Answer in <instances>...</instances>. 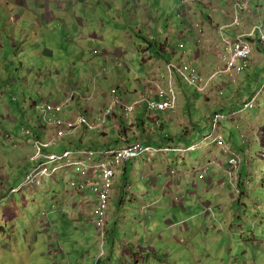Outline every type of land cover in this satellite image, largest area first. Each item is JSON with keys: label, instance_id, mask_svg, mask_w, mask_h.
I'll list each match as a JSON object with an SVG mask.
<instances>
[{"label": "crops", "instance_id": "1", "mask_svg": "<svg viewBox=\"0 0 264 264\" xmlns=\"http://www.w3.org/2000/svg\"><path fill=\"white\" fill-rule=\"evenodd\" d=\"M112 1L114 5L104 1L103 5L97 6L88 4L86 0L62 1L55 8L58 16L39 13L38 7L29 9L22 6V9L32 15L31 23L36 29L44 23L51 22L67 29L68 24L71 23L72 34L77 38L72 42V60L75 59L80 68L76 76L72 75L73 82H68L70 76L67 71L55 88L58 103L56 105L62 107L61 119L71 120L78 115H84L89 121L98 120L109 104L114 90L123 101L128 103L141 97L159 101L157 89L168 92L170 87L166 68L172 63L167 51L169 35L178 34L179 40L187 35L190 36L188 41L194 46L193 51L179 55L174 48L172 59H176L178 63L182 58V62H187L186 64L196 75L198 74V77L208 78L224 64L225 38H239L250 33L254 28H261L264 32V0H249V8L242 12L235 9V5L247 0H199L195 3L189 2L186 7H182V0ZM175 14L180 19V25L170 23ZM104 18H108L112 24L106 27ZM236 18L238 24H234ZM95 29H99L102 34L93 32ZM103 32L106 33L108 40L104 39ZM58 40L61 41L59 38ZM138 40L148 43L151 51L149 58L145 55L149 48H138L136 43ZM251 42L253 55L249 68L236 82L231 81L234 89H228L230 93H226L225 88L231 83L225 85L216 81L211 82L208 93L203 96V103L198 99V92L194 93L195 112L187 105L189 93L184 88V83H178L182 80L174 76L171 84L177 99L175 112L151 116L146 112L145 107L140 105L130 116L125 117L118 109L101 132L82 129L58 140L57 131L53 127L29 122L33 128L23 126L20 135L14 132L16 130L14 128L24 120L18 121L15 117L6 114L3 118L9 123L10 129L14 130L10 134V145H8L12 146L13 153L11 160L4 162V165H1L2 158H0V172L4 169L22 167L19 172H24V177L33 166H36V162L33 161L34 140L43 142L55 140L54 146L60 147V154L65 151L107 150L136 142L168 150L154 155L150 161L147 157H141L119 167L115 177V191L110 202L114 205L109 215L106 237L111 238L117 233L118 224L115 219L126 214L117 212L116 209L120 210L128 203L138 205L137 212L129 216L132 218L146 216L147 223L155 233L154 244L151 247L142 251L129 246L132 253L148 252L155 255L157 242L164 243L162 241L164 232H171L172 236V241L165 244L171 246L175 243L195 254L188 260L194 264H201V257L196 254L198 241L201 242L204 252L209 253L212 248L208 247V244H215L219 248L223 243L224 235L229 236L228 251H232L235 246L237 252H246L242 242L234 237L237 235L248 237L249 241L257 240L255 249L264 252V231L253 227L264 214V203L260 201L256 203L254 200L257 198L258 201L259 195L255 193L264 186V98L261 97L264 93L258 98L252 111L244 112L237 122L230 121L224 126L225 131L230 133V142H228L230 148L242 159L236 181L237 190L229 181L225 186L222 184L226 179V161L223 163V157L217 148L210 143H201L208 135L207 129L210 131L213 114L239 109L264 84V43L259 41L258 35ZM152 47L155 48V54L152 52ZM56 53L57 51L51 53L44 50V54H52L51 57ZM80 53H85V56L77 58ZM86 56L89 58L86 59ZM58 63H62V57ZM124 72L134 74L136 83L130 89L125 88L127 80ZM75 77L77 83L74 82ZM122 85L123 90H121ZM79 86L82 87V94ZM187 106L190 108L189 112ZM8 111L13 112L10 108ZM17 112L25 121H30L26 116L25 108L21 111L17 109ZM151 124L154 127L148 130ZM231 128L240 134V142L233 143ZM200 135L201 140L198 143ZM64 138H68L69 148H66ZM225 140L227 142V138ZM191 147L195 149L189 151ZM197 152L200 153L199 158L190 157V154ZM210 162H215V165L210 166L206 174L198 172L202 166ZM64 171L72 172L71 169ZM55 179L52 182L57 181ZM0 181L1 186H4L5 182V186L10 187L9 182H14L15 179L4 175L1 176ZM46 184L44 180L28 188V191H41L46 188ZM19 187L11 186L10 189ZM66 192L64 199L69 200V194ZM77 195L76 200V195L72 193V201L69 203L72 206V223L77 231L87 230V235L89 231L96 234L92 211L98 202L97 197L89 190L86 194L78 192ZM128 198L129 202H127ZM53 202L51 201L52 205ZM65 203L67 204L66 201ZM147 203L151 207L143 211L141 206ZM161 204L166 206L162 208L159 206L160 212H157L156 207ZM168 206H171L173 213H164ZM237 207H244L245 211L236 212ZM176 213H180L178 219H182L185 223L184 228L180 229L181 226L176 225L177 221L170 219L171 217L177 219L173 216L177 215ZM157 220L162 223H156ZM169 221L173 223L169 224ZM130 231H133V228ZM176 232L180 234L176 235ZM255 256L245 264H264V253ZM142 259L144 263L149 262L147 258L135 256L134 264H142ZM234 261H237V258L230 259V262Z\"/></svg>", "mask_w": 264, "mask_h": 264}, {"label": "rangeland", "instance_id": "2", "mask_svg": "<svg viewBox=\"0 0 264 264\" xmlns=\"http://www.w3.org/2000/svg\"><path fill=\"white\" fill-rule=\"evenodd\" d=\"M62 1L65 2L66 0H0L1 165L11 160L10 157L13 151L11 150L12 146L8 145H10V134L14 131L10 129L9 123H7L3 117L8 114L9 116L15 117L18 121L24 120L14 128L16 129L14 132L20 135L23 126L32 129L33 126L31 123L36 124L38 122L40 124H46L53 119H59L60 112H53L51 114L42 112V107L50 105L53 109L57 108L56 86L67 71L69 72L68 76H70L68 82H73L72 75L76 76L75 74L78 68H80L76 60H72V42L77 39L72 34V24L69 23L68 28L65 29V27L62 28L58 23L51 22L44 23L40 25V28L36 29L35 25L31 23L32 15L22 9V6L29 9L38 7L39 13H50L53 16H58V12L55 8L58 3ZM74 1L77 0H73V2ZM104 1H109L113 5L115 4L112 0ZM104 1L86 0V2L92 6H97L99 4L103 5L105 3ZM71 4L73 3L71 2ZM177 16L178 15L175 14L170 20V23H177L180 25V19ZM103 20L106 27L112 24L108 18H104ZM98 30L99 29H95L93 32H98L99 35L102 34ZM78 36L79 35H77V37ZM188 37L190 36L187 35L185 38L179 40L178 34L168 36L169 43L167 51L169 53V60H172V63H177L176 59H172L174 48L179 55H186L189 51H193L194 46L189 43ZM58 38L61 41H59ZM104 39L108 40L106 33H104ZM259 41L262 42L260 38ZM136 43L138 48L142 47L146 49L148 47L147 42L138 40ZM45 49L51 53H54V51H57V53L54 54V57H51L52 54H44ZM150 52V48L147 49V57L150 55ZM152 52L153 54L156 53L154 47H152ZM82 56H85V53H80L77 58H81ZM61 57L62 63H58ZM87 58H89V56H86V59ZM193 66H196V64H193ZM239 76L235 77V79H231L227 76L218 77L215 81L218 84L224 83L226 85L228 82L231 83V81L233 82L234 80L236 82ZM124 77L127 80L125 88L130 89L132 85L136 83L134 74H126L124 72ZM74 82H78L76 77L74 78ZM178 83H184V88L189 93L187 96V105L195 112L196 105L194 102V93L197 91L195 90V86L189 85L184 81H178ZM232 84L233 83L226 86V93H230L228 89H234V85ZM79 88L80 94H82V87L79 86ZM121 88V90H123L124 86L122 85ZM204 95L205 94L198 92V99L202 103L204 102ZM261 97L264 98V95ZM8 108L12 109L13 112L10 113ZM22 108L26 109V116L30 121H25L22 115L17 112V109L21 111ZM60 111H62V107ZM189 111L190 108L187 106V112ZM256 119L255 117L254 120ZM227 123L228 122H224L222 124V133L224 137L227 138L228 143L230 142V133L224 129ZM153 127L154 125L151 124L147 129L151 130ZM165 130H167L166 127ZM159 132L160 130H158V133ZM206 132L209 134L208 129ZM231 132L233 143L236 141L240 142V134L233 128H231ZM200 140L201 135L198 139V143H200ZM63 142L66 148L70 147L68 138H64ZM60 151V147L56 148L52 146L46 152L48 154L57 155L60 154ZM199 154V152L190 154V157L197 159L199 158ZM225 161L227 163V159L223 157V163ZM21 168L22 167L17 168L18 170L13 168L4 169L3 172H0V179L1 176L8 175L15 179L14 182H9L10 187L20 186L23 180H25V176L23 177L24 172H19ZM56 175V179H54L57 181L52 182L54 179L47 178L46 188L41 191L30 192L28 188H21L17 189L15 192H11L10 187L5 186V182L3 183L4 186L0 185V264H134L135 256H140L149 260V262L144 263L142 259V264H194L188 261L192 255H195L193 252H188L185 250L184 246H178L175 243H172L171 246L165 244L172 241L171 232H164L162 239L164 243L157 242L158 244L155 249L157 252L155 255L148 252H131L129 246L144 251L154 244L153 236L155 233L147 223L146 216L141 215L137 218L129 216L134 215L133 212H137V204L130 205L126 203L120 210L116 209L117 212H124L126 215H121L115 219L118 224V230L111 238L105 236L102 241L95 223L94 226L97 235L90 231L87 235V230L77 231L72 223V206H70L69 203L72 201V193L76 195L77 200L78 192L86 194L88 190L85 189L83 191L77 188L76 185H71V181L79 182L80 180V177L74 173L73 169L72 172L64 171V169L59 170ZM85 180L86 176H82L81 182ZM65 192L69 194V200L64 199ZM256 194L259 195V199L256 201L257 198H254L255 202L259 203L260 201L264 203V186L263 188L261 187L260 191L255 193V195ZM94 195L97 197L96 194ZM51 201H54L53 205ZM111 201L112 199L110 202ZM127 202H129V198ZM113 205V203L112 205L109 203L108 219L113 211ZM164 205L165 204L157 205V212H160L159 206L162 208ZM143 206H141V208ZM174 206L176 205L174 204ZM153 211L151 213H153ZM241 211L244 212L245 208H236V212ZM261 211L262 210H260V212ZM166 212L173 213L171 206L167 207L164 213L166 214ZM176 214L177 215L173 216L177 219H173V217L170 219L177 221L176 225L181 226L180 229L184 228L185 223L182 219H178V214L180 213ZM108 219L107 226L109 224ZM259 220L262 223L259 221L256 225H253V227L257 230L261 229L264 231V214ZM171 221H169V224L173 223ZM40 222L42 224H40ZM207 222H209V220H207ZM156 223L161 224L162 222L157 220ZM131 228H133V231H130ZM244 229H247L246 226H244ZM107 230L108 228L106 227V231ZM175 234L178 235L180 232H176ZM234 237L242 242L243 249L246 251L245 253L237 252L235 246L232 248V251H228L229 236H223L224 240L219 248H217L215 244H208V247L212 248L209 253L204 252L201 242L198 241L196 254L201 257V264H245L253 260L254 255L257 257V255H262L264 253L259 249H255L258 243L256 242L257 240L249 241L248 237H239L237 235ZM202 238L203 237H201V239ZM259 238L260 237H257V239ZM108 242L111 243L108 244ZM231 258H237V261L230 262Z\"/></svg>", "mask_w": 264, "mask_h": 264}, {"label": "built area", "instance_id": "3", "mask_svg": "<svg viewBox=\"0 0 264 264\" xmlns=\"http://www.w3.org/2000/svg\"><path fill=\"white\" fill-rule=\"evenodd\" d=\"M198 1L199 0H182L181 5L182 7H186L189 2L195 3ZM248 8L249 0L235 5V9H238L240 12ZM234 24H238L237 18L234 20ZM256 35H258L262 43H264V33L260 28H254L250 33L236 39L225 38L223 40V47L225 50L224 64L218 67L208 78L198 77L189 65L182 62V58H180L178 63H169L166 68L169 75L170 87L168 92L157 89L159 101L141 97L138 100L127 103L123 101L114 90L112 91V98L109 104L98 120L89 121L86 116L78 115L71 120H63L61 118L53 119L52 121H48L46 125L53 127L57 131L56 139L60 140L64 136L71 135L77 130L84 129L89 132L103 131L108 120L118 109L123 112L125 117L130 116L135 111L136 107L140 105H143L146 112L151 116L157 115L158 113L175 112L177 99L174 93V87L171 84V80L174 76L179 77L182 82L184 81L189 85L195 86L196 92L206 94L209 91L210 83L214 82L216 78L227 76L231 79H235V77L247 71L253 55L251 40ZM263 93L264 84L253 93L250 99L239 109L225 113L218 112L211 117L209 134L203 138L201 143H210L214 145L220 154L227 159L225 166L226 179L222 181L224 186L229 181L234 189H238L236 181H238L237 178L239 177L242 159L226 142L222 133V124L230 121L237 122L244 112L252 111L258 98ZM41 111L51 114L53 112H60V107L53 109L50 105H47L46 107L43 106ZM54 145L55 140H50L48 142L34 140L32 142L35 152L33 161L36 162V166H33L25 174V180H23L20 187L12 188L11 192H15L17 189L21 188L33 187L47 178L54 179L59 170L73 169L74 173L80 177V180L79 182L71 181V185H76L77 188L83 191L87 189L91 193L97 195L98 203L93 211V219L102 241L106 235L108 208L113 192L115 191V177L119 167L141 157H147L150 161L151 157L154 155L168 151L136 142L107 150L89 149L80 152L65 151L59 155L48 154L46 151ZM194 149V147H191L188 150L193 151ZM212 165H215V162H210L202 166L198 172L206 174ZM82 176H86L84 182H81ZM237 192L239 193V190ZM150 207L151 205L147 203L142 209L146 211Z\"/></svg>", "mask_w": 264, "mask_h": 264}, {"label": "bare ground", "instance_id": "4", "mask_svg": "<svg viewBox=\"0 0 264 264\" xmlns=\"http://www.w3.org/2000/svg\"><path fill=\"white\" fill-rule=\"evenodd\" d=\"M249 4H250V2H249ZM239 36V35H238ZM149 58V57H148ZM222 64V63H221ZM222 66V65H221ZM112 95V94H111ZM29 133V132H28ZM30 135V134H29ZM96 198V197H95ZM97 201V200H96Z\"/></svg>", "mask_w": 264, "mask_h": 264}, {"label": "trees", "instance_id": "5", "mask_svg": "<svg viewBox=\"0 0 264 264\" xmlns=\"http://www.w3.org/2000/svg\"><path fill=\"white\" fill-rule=\"evenodd\" d=\"M106 235H107V231H106ZM106 235H105V236H106Z\"/></svg>", "mask_w": 264, "mask_h": 264}, {"label": "clouds", "instance_id": "6", "mask_svg": "<svg viewBox=\"0 0 264 264\" xmlns=\"http://www.w3.org/2000/svg\"><path fill=\"white\" fill-rule=\"evenodd\" d=\"M143 210V209H142ZM144 211V210H143Z\"/></svg>", "mask_w": 264, "mask_h": 264}]
</instances>
